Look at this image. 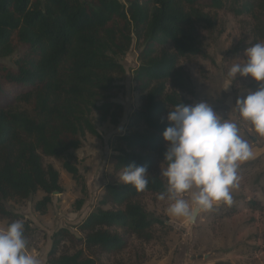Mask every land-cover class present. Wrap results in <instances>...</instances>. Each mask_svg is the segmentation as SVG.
<instances>
[{"label":"trees","instance_id":"obj_1","mask_svg":"<svg viewBox=\"0 0 264 264\" xmlns=\"http://www.w3.org/2000/svg\"><path fill=\"white\" fill-rule=\"evenodd\" d=\"M219 10L246 17L252 42L264 41V0H0V59L16 54L13 66L0 61L3 217L15 216L7 200L43 191L35 209L44 213L51 193L62 191L59 171L43 156L62 160L68 173L83 179L72 152L85 132L98 133L94 110L102 121L119 122L123 106L104 94L125 74L117 57L135 39L140 50L134 79L142 102L130 116V130L117 136L114 168L146 166L149 183L143 191L108 183L97 209L76 227L81 236L65 227L54 233L49 264H105L101 254L123 251L133 236L150 240L153 226L163 223L141 197L166 189L157 172L166 151V116L186 104L191 78L183 60L201 55L200 28ZM82 190L87 195L86 184ZM83 203L78 199V208ZM66 240L80 247L61 251Z\"/></svg>","mask_w":264,"mask_h":264},{"label":"rangeland","instance_id":"obj_2","mask_svg":"<svg viewBox=\"0 0 264 264\" xmlns=\"http://www.w3.org/2000/svg\"><path fill=\"white\" fill-rule=\"evenodd\" d=\"M253 45L247 18L219 10L213 14L210 25L200 28L201 55L183 60L191 78L184 93L186 104L202 100L208 102L222 118L238 125L240 136L253 151V157L238 169V187L231 190L232 203L221 202L210 211L200 213L196 222L189 224L182 218L169 217L166 214L168 202L158 199L157 194L146 193L141 197L145 209L163 223L153 226L150 240L133 236L123 251L113 255L101 254L105 264H205L207 259L204 256L208 252H217L220 256L231 251L233 255L237 249L246 256L243 254V258L231 259L232 256L227 255L223 263H264V137H259L233 107L238 97L257 90L260 83L251 77L232 80L227 76L234 63L243 62L244 50ZM139 51L135 39L130 50L117 57L125 68V74L118 77L114 89L104 94L105 101L123 106L119 122L102 121L100 114L94 110L90 118L98 133L85 132L82 145L72 152L83 179L78 182L68 173L62 160L43 156L46 166L52 164L59 171L62 188L61 192L51 193L52 201L46 211L41 213L35 209L36 202L45 196L43 191L25 200L6 201L7 208L15 216L10 219L0 215V229L12 222H21L27 240L26 251L35 255L40 264H49L54 233L65 227L81 236L76 227L97 209L104 187L118 182L117 177L122 170L114 168L117 136L130 130V116L142 102L134 79L139 65ZM15 57L16 54H13L0 61L13 66ZM163 167L162 163L157 166L160 175ZM83 184H86L87 195L82 190ZM80 198H84V203L78 208ZM78 247L80 245L75 247L70 240H66L60 249L74 252Z\"/></svg>","mask_w":264,"mask_h":264},{"label":"clouds","instance_id":"obj_3","mask_svg":"<svg viewBox=\"0 0 264 264\" xmlns=\"http://www.w3.org/2000/svg\"><path fill=\"white\" fill-rule=\"evenodd\" d=\"M241 60L231 66L227 76L232 80L251 77L260 86L238 97L233 107L259 137H264V41L247 47ZM166 120L170 126L162 133L166 151L161 175L167 186L158 199L168 202L169 217L194 224L200 213L221 202L232 203L231 190L238 187V169L253 157V151L240 136L238 125L222 118L206 101L181 102L168 111ZM148 177L146 166L133 163L123 167L117 181L143 191ZM26 248L21 222L0 229V264H40Z\"/></svg>","mask_w":264,"mask_h":264},{"label":"crops","instance_id":"obj_4","mask_svg":"<svg viewBox=\"0 0 264 264\" xmlns=\"http://www.w3.org/2000/svg\"><path fill=\"white\" fill-rule=\"evenodd\" d=\"M239 250L240 249H237L235 252H233V255L230 254L231 251H227V252L223 253V255H220V256H219V253L217 255V252H208L209 254L204 256V259L205 260L207 259V263H205V264H225V263H223L222 260H227L226 259L227 255L232 256L231 259L235 258V257L243 258L244 256H246L245 253H242ZM243 254H244V256H243ZM214 256H217V257L214 258ZM212 258H214L215 261L214 260L208 261V259H212ZM229 264H231V263H229ZM232 264H236V263H232ZM262 264H264V263H262Z\"/></svg>","mask_w":264,"mask_h":264},{"label":"water","instance_id":"obj_5","mask_svg":"<svg viewBox=\"0 0 264 264\" xmlns=\"http://www.w3.org/2000/svg\"><path fill=\"white\" fill-rule=\"evenodd\" d=\"M198 217V216H197ZM197 219V218H196Z\"/></svg>","mask_w":264,"mask_h":264}]
</instances>
